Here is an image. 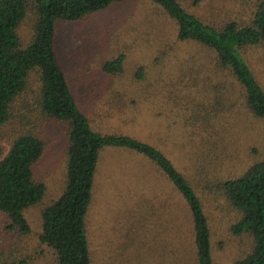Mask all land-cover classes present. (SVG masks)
<instances>
[{"label":"rangeland","instance_id":"rangeland-1","mask_svg":"<svg viewBox=\"0 0 264 264\" xmlns=\"http://www.w3.org/2000/svg\"><path fill=\"white\" fill-rule=\"evenodd\" d=\"M181 1L204 21L217 24L250 21L261 0ZM34 22L29 13L19 28L25 43ZM56 46L93 128L128 134L161 149L202 197L217 264L244 257L253 237L233 232L241 212L222 184L264 160V121L247 108L238 79L218 67L213 52L180 41L176 21L151 0H125L81 20L59 22ZM242 53L264 87V47ZM120 54L126 56L123 72H106L105 64ZM35 96L30 89L25 95L33 103L29 119L13 118L0 130L4 154L23 128L45 143L34 172L46 192L25 212L31 233L16 237L0 214V257L11 256L12 249L32 264L50 256L39 240L42 212L65 188L69 146L68 125L42 115ZM204 119L215 125H204ZM87 222L93 264H195L186 203L147 158L130 150L101 151Z\"/></svg>","mask_w":264,"mask_h":264},{"label":"trees","instance_id":"trees-1","mask_svg":"<svg viewBox=\"0 0 264 264\" xmlns=\"http://www.w3.org/2000/svg\"><path fill=\"white\" fill-rule=\"evenodd\" d=\"M123 1L0 0V130L13 118L20 122L29 119L27 113L33 106L25 97L29 89L35 90V104L42 115L69 127L66 185L42 212L39 240L50 256L37 264H93L87 218L100 154L106 147L142 155L164 173L187 205L195 264H217L209 217L193 182L158 147L128 134L95 130L78 105L59 59V22L78 21ZM151 1L176 21L180 41L197 43L216 55L218 67L233 74L245 89L249 111L264 121V87L242 53L250 47H264V0L258 3L250 21L231 19L217 24L204 21L181 0ZM29 13H33L35 22L32 37L25 43L19 28ZM125 58L120 54L108 61L104 70L123 72ZM18 103L22 106L19 109ZM203 123L210 128L215 125L207 119ZM44 151L41 137L26 128L14 134L6 154L0 144V214L6 218L7 231L20 239L31 233L26 210L39 204L46 192L45 183L37 180L34 172ZM222 186L230 203L241 212L233 232L253 237L251 250L233 264H264V160ZM10 253L0 257V264H32L26 257L14 255L12 249Z\"/></svg>","mask_w":264,"mask_h":264},{"label":"crops","instance_id":"crops-1","mask_svg":"<svg viewBox=\"0 0 264 264\" xmlns=\"http://www.w3.org/2000/svg\"><path fill=\"white\" fill-rule=\"evenodd\" d=\"M159 171V170H158ZM160 173H162L164 175V173L162 171H159ZM164 177L166 178V176L164 175ZM171 182V181H170Z\"/></svg>","mask_w":264,"mask_h":264}]
</instances>
